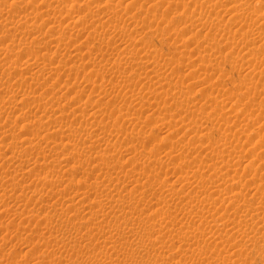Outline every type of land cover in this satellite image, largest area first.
I'll return each instance as SVG.
<instances>
[{"label":"rangeland","instance_id":"rangeland-1","mask_svg":"<svg viewBox=\"0 0 264 264\" xmlns=\"http://www.w3.org/2000/svg\"><path fill=\"white\" fill-rule=\"evenodd\" d=\"M64 1L70 5L74 4L73 7L77 9L74 8L73 10L72 8L69 10V5L64 6L67 5L63 4ZM105 1L106 0H0V180L2 179L0 181V264H108L106 260L109 256L111 258H109L108 261L111 259L109 263L112 264H175V262L176 264H264V225H262L264 224V189H262L264 186V152H262L264 150V127H262L264 126V53L252 54L259 50V48H257V46L260 45L258 36L256 37L257 39L254 40V43H252L253 41H249L247 44L241 43L238 32L233 35L235 37L232 36L234 30H237V27H240V25L239 32H246L252 29L254 32L252 30L250 32L254 34H251V36H254L259 29L256 30L257 28H253L254 26L249 24L252 23V21L247 19L241 22L239 21L240 23H237V27H232L229 33L228 31H222L225 29L224 22H221L222 24L217 26L213 25L214 28H212L211 25H205V29L203 24L194 25L193 22L196 21L198 17H200V23L202 21V23L209 24V17L207 16L209 12L208 9L203 8L201 14L197 12L195 15L191 16V12H194L193 9L195 6V4L193 6L192 0H167V2L166 0H162L163 2H161V0H138L135 3H133V0H107V3H111L108 4L109 7L111 5L110 8H112L110 10L115 14H112L109 10L111 14L104 18L107 19L109 23H118L120 28L122 27V31L120 30V32L114 33L108 27H104V25H107L106 23L101 27L100 23L104 22V20L102 21V19H100L101 22L99 21V13H96L99 17L97 15H91L90 17L87 14L89 13L88 11L92 12L97 8V3L101 6V4H105ZM130 1H132V3ZM249 1L251 2V6H253L252 10L259 13L260 11L257 10L258 0ZM117 2L120 4L118 5ZM128 2L129 4L131 3V5L127 9L126 7L129 5L127 4ZM86 3L87 6L85 5ZM151 3L154 5L153 7ZM154 3H156V5ZM220 3L222 4L218 7L219 10L221 9V12L219 11L220 13L223 14L226 10L230 9L231 2L223 0ZM88 4L90 5L89 7ZM115 4H117V6ZM133 5L136 6V9L135 7L133 8ZM84 6L87 8L86 10ZM123 7L129 10L130 13ZM80 9H82L81 11L83 12L82 16L84 17L86 14L88 18L86 19L84 17L85 22L83 21L84 18H82L81 20L83 23L79 24V26L68 31L66 29L63 32L60 31V29H56V31L50 29L53 25H57L56 28H58L61 23V26L64 27L66 24L68 25L70 23L71 19V22L76 20L77 10ZM105 9L107 8H103L102 10L104 11ZM124 10L126 12H124ZM65 11L67 12L65 13ZM109 11L107 13H109ZM69 13L71 14L69 15ZM183 13L185 18L184 15H182ZM227 13H229V10ZM227 13H225V20L228 18ZM100 14L101 16L103 15V13ZM246 20L249 21V23ZM201 25L203 29L200 28ZM259 27H262L264 31V25ZM93 30L97 32L94 31V33L96 32L94 34L92 33ZM87 33L88 36H91V34L94 36H96V34L100 35V38L99 36H92V38H98L101 40L99 41L101 43H86L85 37H87ZM112 34L113 37H110ZM130 35L131 37H129ZM102 37L104 39H101ZM116 37H118V39ZM121 39L125 40V42ZM126 39H128V41ZM137 39H140L139 44L137 43ZM107 40H111L110 43L112 44L107 42L106 47L104 44H106L105 41ZM131 40H133V42L137 41L132 43ZM127 42H130L128 43L129 45L126 44ZM97 43L99 44V48ZM82 44H84L85 47ZM101 44H103V48ZM108 44L111 46H108ZM93 45H97L95 47L96 49L93 48ZM124 46H126L128 51L132 50L133 53H136L137 57L140 56V58L137 63H135L136 65L133 66L134 68H129L131 74L127 72L128 66L125 67L126 65L123 66L124 69H122V67L119 71H116V73H112L113 70H110L111 61L108 60L122 58L124 56H121L123 49H120V47L125 48ZM139 47H143L141 51ZM7 48H11V51H9L10 49L7 50ZM151 50L154 51V54L158 53L156 56L161 59L156 57L158 59H156V64L159 66L156 65L155 69L158 71V74H160V77H157L159 82L156 78L157 72H148L149 67L145 68L146 65L141 60V58L143 60L145 59L142 57L144 53L146 54V52H148L147 55L153 53ZM71 52L74 53V55H72ZM75 53H77V55H75ZM81 56H83V58ZM138 64L139 66H137ZM165 64L167 65L165 66ZM41 65L44 70L40 71L38 68L42 67ZM49 66L51 68H49ZM47 67L49 69H47ZM138 67H142L141 70ZM108 68H110V72L107 70ZM121 70L126 72H122ZM173 70H175V72H172ZM145 71L147 72L145 73ZM147 73L149 75H147ZM138 74L139 76L141 75V77L137 76ZM142 77H144V81ZM178 84L179 86L181 85L180 87H184L180 88ZM101 88L106 91L105 94H103L104 91L101 92ZM147 90L150 91L148 92ZM184 90L186 92H183ZM151 92L153 97L150 94ZM171 92L173 93L171 94ZM174 93H178L180 97L177 96L176 98L175 96L173 100L171 97L174 96ZM147 94H150L151 97ZM212 96H216L218 100H214L216 97L212 100ZM221 98H228L227 101H229V105L226 100L221 101L223 100ZM188 99L192 100V102H189ZM90 101H92V104ZM216 101H221V103L219 102V104ZM87 102L89 104H87ZM223 102L224 104H222ZM186 104L188 105V109H186ZM233 104L236 105V107L234 106L233 108ZM218 105L220 107H218ZM71 106H73V109ZM194 106H196V108ZM221 106L224 107V109H222ZM228 106L232 107V110H236H233V112L229 109L230 107L227 108ZM193 108H195L197 112L192 111L194 110ZM219 108L223 111L217 114L220 111ZM230 110L232 114H230ZM94 111L97 112L95 113ZM94 114L97 116H94ZM207 115H211V118H207ZM223 116L226 117L224 118ZM91 117H93V119ZM196 118L198 120H196ZM256 120L257 122L259 120V124L257 122L254 123ZM98 123L99 125H97ZM95 126L98 127V129H96ZM225 128H228L226 129L227 131ZM45 132L49 133L47 134ZM92 140L94 142H92ZM225 146L227 149L224 148ZM169 147L174 150L172 151ZM14 149L16 151H14ZM168 149L170 152H173L172 155L175 157H173L171 153L166 152ZM76 152L80 157H76ZM101 153H103V156L100 155ZM166 153L168 155H166ZM258 153H260V155H258ZM11 154L21 155V158L27 159L29 164L18 163L16 160L11 159ZM49 154L51 155L49 156ZM70 155H74L70 157L73 160L69 159ZM257 156H260L259 160ZM109 157H114L115 160ZM126 157L129 159H126ZM130 157H132V159ZM180 157L185 160L183 161ZM159 158L161 160H159ZM108 159L109 161H107ZM110 160H117L115 163L117 164V162H119L121 166L119 163L118 165L120 167L118 165L116 166V164ZM125 161L127 162L124 164ZM147 161L149 166L147 165ZM161 161H164L166 165ZM106 162L109 164L112 163L109 165ZM102 163L103 166H106L103 167ZM135 163H139V167H143L139 168V170L137 169L136 171L138 172L132 174L128 169L133 167ZM210 163L213 167L209 165ZM34 164L35 168H33ZM126 164L129 165L127 166ZM196 164L202 165L204 168L202 166L198 168L199 166L197 167ZM179 165L183 168H178ZM226 165H228V167ZM31 166H33L32 168L34 170L31 169ZM152 167L153 169H151ZM99 168L102 170L99 171ZM109 168L111 169L109 170ZM148 168H150V170ZM177 168L180 171L183 169L187 172H180ZM195 168L199 170V173L197 172L198 174ZM228 168L229 170H227ZM204 169L205 171H203ZM214 169L216 171H214ZM127 170L129 172H127ZM213 172H218V174L222 176L225 175L221 179L218 178V183L215 182L217 184L216 187L218 184L220 185L217 187L218 189L216 188V192H211L210 194L212 189L210 188L212 185L210 181H213L215 176ZM139 173L141 174L139 175ZM146 173L147 175L150 174L148 175V178H150L149 180L147 179ZM193 173H196V175ZM182 174L183 176L186 175L190 177V180L193 179L191 181L196 183V185L194 184L195 187L200 185L198 187L199 190L196 189L197 187H193V183L190 187L186 184L182 185L183 182L180 183V178L182 179L180 176H182ZM200 175L206 176L204 180L202 179L203 176L199 178ZM210 175L213 178H211ZM192 176L193 178H191ZM162 178L174 179L169 180V183H164ZM197 179H202L203 184H201L203 187L199 184ZM54 180L57 182L60 181L57 183ZM98 180H100V184L103 183L100 185ZM173 180L175 182L174 184ZM147 181L148 183L146 184H148V186L145 184ZM58 184L59 186H57ZM63 184H65V186ZM107 184L108 187L111 186L108 188ZM140 184H144L145 186L143 185L144 187L142 188ZM97 185L99 186L98 188H96ZM209 185L210 191L208 188ZM132 187L136 196L134 191V194H132ZM257 187L263 193L258 190L259 192L254 195L253 193L257 191ZM168 189L169 192L171 190V192L175 193L170 192V194L167 192ZM230 190H240L242 194L244 193L243 196L246 195V197L244 196L245 200L243 197L240 198L239 202L243 205L245 203V205L244 207L241 205V208L239 207L240 210L238 209L239 211L235 210L232 205L228 208L230 211L228 209L226 210L228 213H225L228 216L230 215L229 218L233 217L232 220L235 222V228H232V224L227 226L230 227L229 231L226 226H220L218 222L212 220L214 218V215H212L214 210H211L213 205H211L212 207H210V209L206 208L208 205L202 208L200 200L204 197L203 195H207L209 198L211 196L213 199H216L215 197H218L222 193H232ZM128 191H130L132 197L127 195ZM201 191L203 192L201 193ZM43 192L45 195L42 194ZM81 193L82 195H80ZM130 193L128 194L130 195ZM168 193L173 198H171ZM173 194L177 197L174 198ZM70 197H72L73 200L70 199ZM90 200L106 201V205L109 206L111 204L110 207L106 209L109 211L96 206L94 202L92 201V203ZM57 201L59 202L56 203ZM217 202L215 204H217ZM49 203H51V205H49ZM240 203L238 204L240 205ZM55 205H57L58 208ZM218 205L219 204L216 205V208H223L221 211L224 212L226 203L224 207L222 204H220L222 207L220 205V207H218ZM72 206L75 207V210ZM90 206H92V210ZM251 206H256L258 209L260 208L256 218H251L250 215L246 216L244 213V208L247 207L246 210H250L252 208ZM242 208L244 210H242ZM153 209L159 212L156 211L155 213ZM197 209H200V211ZM95 210H97V212ZM201 210L203 212H201ZM89 211L90 213L92 211L94 212L90 214ZM204 211H210L213 218L210 220V216L205 217ZM98 213L103 214V217ZM153 213H155V217L151 215ZM159 213L161 217H164L167 213H171L172 215H168V218L166 215V219L162 218L161 220ZM31 214L33 215L31 216ZM96 215L99 218H97ZM151 216L155 220L158 219V221L152 219ZM87 217L88 219H86ZM143 217L145 219L150 217L151 219L147 220H153L158 223L156 224L153 222V224L150 221L151 224H149L147 221L146 224ZM170 219L172 220L169 221ZM201 220L203 222L206 220L204 223L208 222L204 225L202 223V226ZM256 220L259 221L256 222ZM161 222L163 230L161 226L158 225L161 224ZM187 222H190L191 225L188 223L187 226V224H185ZM181 225H183V227ZM189 226L193 228V231ZM184 227L186 230L191 229L192 235H194L195 232L196 234L191 237L192 235L188 230V235H190V239H188L189 237ZM195 227H199L200 230L205 228V230L203 229L204 232L201 231V233L198 228H196V230L198 229L197 231L194 230ZM129 228H131V230ZM252 228L253 230L255 229L256 232H253V234L252 232H246L252 230ZM258 228H262L261 231L263 232ZM168 230L171 234H167ZM173 230L180 232L178 234L177 231L173 232ZM214 231L216 232L214 233ZM212 232L215 235L214 237L211 234ZM209 234L211 237L208 236ZM151 238H155L156 240ZM248 240L249 242H247ZM161 256L162 258H160ZM162 259H164V261H162Z\"/></svg>","mask_w":264,"mask_h":264},{"label":"bare ground","instance_id":"bare-ground-1","mask_svg":"<svg viewBox=\"0 0 264 264\" xmlns=\"http://www.w3.org/2000/svg\"><path fill=\"white\" fill-rule=\"evenodd\" d=\"M44 1H45V0H44ZM90 1H91V0H90ZM106 1H107V0H106ZM106 1H105V4H104V5L101 4V6L97 3V5H96L97 8H96L95 10H93L92 12H91V11H88L89 13H87V12H86V13H87L90 17H91V15H92V16H96V15H97L96 13H99V16H100V17L97 15V16L99 17V18H98L99 21L101 22L100 19H102V21L104 20V22H101V23H100L101 27H102V25H104V24L106 23L107 25H104V27H105V26L108 27V28L111 29V31L114 32V33H116V32H120V30L122 31V29H121L122 27L120 28V26L118 25V23H117V24H116V23L111 24V23H109V21H108L107 19L104 18L105 16L111 14V12H112V10H110V9H112V8H110L111 5H110V7H109V5H108L110 2L107 3ZM133 1H134L133 3H135V2L138 1V0H133ZM192 1H193V2H192ZM192 1H191V2H192V4H193V6H194V4H195V6H194V9H193L194 12H193V13L191 12V16H192V15H195L197 12H198L199 14H201L203 8L208 9V12H209V13H208V15H207V14H206V15L209 17V19H208V20H209V21H208L209 24L202 23V21H201V23H200V17H198V18L196 19V21L193 22L194 25H196V24H198V25H199V24H203V25H204V29H205V27H206L205 25H211L212 28H214L213 25H216V26H217V25H220V24H222V23L224 22V24H225V29L222 30V31H228V33H229V32L231 31L232 27L236 26L237 23L239 24L242 20L247 19V20H249V21H252V23H249V21L246 20L249 24H251V26H254L253 28H257L256 30L259 29V31L256 32L257 35L255 34L256 36H255V35H254V36H251V34H252V35L254 34V33H251V32H250L252 29H251L250 31H246V32H243V31H242V32H241V31L239 32V28L241 27V25H240V27H239V26H238V27L236 26V27H237V30H236V29L234 30L232 36L235 35V33L238 32V34H239V36H240L241 43H243V44H247V42H249V41H251V42L253 41L252 43H254V40H256V39H257L256 37L258 36L259 41H260V45H258L257 48H259V50L253 52L252 54H253V55H254V54L256 55V54H258V53H264V31H263V28H262V27H261V28L259 27V26H263V25H264V0H258V1H257V3H258V5H257V6H258V9H257V7H256V9L260 11L259 13H256V12H254V10H252V7H253V6H251V2H250L249 0H227V1L231 2V5H230V7H229L230 9H228V10H229V13H227L228 10L225 11V13L228 14V15H227L228 18H227L226 20L224 19V18H225V13H223V14H224V17H223V14L220 13V12H221V11H220L221 9L219 10V8H218V7H220L219 5H222L220 2H222L223 0H222V1H221V0H204V1H203V0H200L201 2H200L199 0H196V1H195V0H192ZM64 2H65V1H64ZM64 2H63V4H67V5H64V6H68V5H69V7H68L69 10H71L72 8H73V10H74V8H76V7H73L74 4L70 5V4H68L67 2H65V3H64ZM87 2H88V1H87ZM119 2H120V1H119ZM130 2L132 3V1H130ZM161 2H163V1L161 0ZM166 2H167V0H166ZM176 2H178V1H176ZM180 2H181V1H180ZM70 3H72V2H70ZM114 3H116V2H114ZM131 3L129 4V2H128L127 4H129V5H128L127 7H126V6H125V7L128 9V7L131 5ZM142 3H143V2H142ZM110 4H111V3H110ZM117 4L119 5L120 3L117 2ZM117 4H115V5L117 6ZM151 4H152V3H151ZM154 4L156 5V3H154ZM174 4H175V3H174ZM180 4H181V3H180ZM180 4H179V5H180ZM185 4H186V3H185ZM85 5L87 6V3H86ZM115 5H114V6H115ZM135 5H136V4H135ZM145 5H146V3H145ZM181 5H182V4H181ZM183 5H184V4H183ZM186 5H187V4H186ZM186 5H184V6H186ZM62 6H63V5H62ZM86 6H84V9H85V10L87 9ZM89 6H90V5L88 4V7H89ZM112 6H113V5H112ZM149 6H150V5H149ZM153 6H154V5L152 4V7H153ZM169 6H170V5H169ZM187 6H188V5H187ZM80 7H81V6H80ZM134 7H135V9H136V6L133 5V8H134ZM137 7H139V6H137ZM53 8H54V7H53ZM78 8H79V7H78ZM103 8H107V9H105V10L103 11V10H102ZM123 8H124V7H123ZM140 8H141V7H140ZM149 8H150V7H149ZM183 8H184V7H183ZM66 9H67V8H66ZM68 9H67V10H68ZM76 9H77V8H76ZM84 9H83V10H84ZM88 9H89V8H88ZM90 9H91V7H90ZM113 9H114V8H113ZM116 9H118V8H116ZM124 9H125V8H124ZM127 9H125V10L128 12L129 10H127ZM131 9H132V8H131ZM137 9H138V8H137ZM142 9H143V7H142ZM226 9H227V8H226ZM69 10H68V11H69ZM81 10H82V9L77 10V11H78V13H76L77 19H76V20H73V22H71V20H72V19H71V20H70V23H69L68 25L66 24V26L63 25L64 27H62V26H61V23H60V21H59L60 26L58 25V26H59L58 28H56L57 25H56V26L53 25V26L50 27V29H51V30H55V31H56V29H57V30L60 29V31L63 32V31L66 30V29H67V31H68V30L74 29V27H76V26H79V24H82V23H83V21L85 20V18H86V19L88 18V17H86V14L84 15L85 18L82 16L83 12H82ZM109 10H110L111 12H110ZM114 10H115V9H114ZM118 10H121V9H118ZM125 10H124V12H126ZM143 10H144V9H143ZM185 10H187V9H185ZM222 10H223V9H222ZM108 11H109V13H107ZM146 11H147V10H146ZM149 11H150V9H149ZM187 11H188V10H187ZM190 11H191V10H190ZM203 11H204V10H203ZM206 11H207V10H206ZM206 11H205V12H206ZM219 11H220V12H219ZM66 12H67V11H65V13H66ZM122 12H123V11H122ZM124 12H123V14H124ZM71 13H72V12H71ZM71 13H69V15H70ZM100 13H103V15L101 16ZM113 13H114V12H112V14H113ZM117 13H118V12H117ZM129 13H130V11H129ZM187 13H189V12H187ZM36 14H37V13H36ZM114 14H115V13H114ZM127 14H128V13H127ZM139 14H140V13H139ZM32 15H33V14H32ZM37 15H38V14H37ZM67 15H68V14H67ZM69 15H68V16H69ZM88 15H87V16H88ZM128 15H129V14H128ZM182 15H184V13H183ZM71 16H72V15H71ZM133 16H134V14H133ZM133 16L131 15L132 18H133ZM135 16H136V15H135ZM186 16H187V15H186ZM200 16H201V15H200ZM30 17H32V16H30ZM33 17H34V16H33ZM35 17H36V15H35ZM37 17H38V16H37ZM61 17H62V16H61ZM65 17H66V16H65ZM74 17H75V16H74ZM107 17H108V16H107ZM109 17H110V16H109ZM131 17H129V18H131ZM155 17H156V16H155ZM187 17H188V16H187ZM82 18H84L83 21L81 20ZM136 18H137V16H136ZM184 18H185V15H184ZM189 18H190V17H189ZM31 19H32V18H31ZM93 19H94V18H93ZM109 19H110V18H109ZM203 19H204V18H203ZM203 19H202V20H203ZM35 20H36V19H35ZM60 20H61V19H60ZM94 20H97V19H94ZM116 20H117V19H116ZM47 21H48V20H47ZM81 21H82V22H81ZM92 21H93V20H92ZM97 21H98V20H97ZM239 21H240V22H239ZM53 22H54V21H53ZM84 22H85V21H84ZM125 22H126V21H125ZM221 22H222V23H221ZM247 22H246V23H247ZM35 23H36V22H35ZM44 23H45V22H44ZM59 23H58V24H59ZM244 23H245V22H244ZM52 24H54V23H52ZM85 24H86V23H85ZM90 24H91V23H90ZM191 24H192V23H191ZM191 24H189V25H191ZM224 24H223V25H224ZM256 24H257V25H256ZM92 25H93V23H92ZM97 25H98V24H97ZM121 25H122V24H121ZM146 25H147V24H146ZM198 25H197V26H198ZM223 25H222V26H223ZM244 25H245V24H244ZM255 25H256V26H255ZM49 26H50V25H49ZM130 26H131V25H130ZM191 26H192V25H191ZM191 26H190V27H191ZM97 27H98V26H97ZM104 27H103V28H104ZM132 27H133V26H132ZM192 27H194V26H192ZM195 27H196V26H195ZM198 27H199V26H198ZM207 27H208V26H207ZM247 27H248V25H247ZM86 28H87V27H86ZM200 28H202V25H201ZM208 28H209V27H208ZM212 28H211V29H212ZM248 28H249V27H248ZM248 28H247V29H248ZM251 28H252V27H251ZM106 29H107V28H106ZM109 29H108V30H109ZM127 29H128V28H127ZM141 29H142V28H141ZM143 29H144V28H143ZM179 29H180V28H179ZM184 29H185V28H184ZM202 29H203V28H202ZM220 29H221V28H220ZM222 29H223V28H222ZM167 30H168V29H167ZM212 30H213V29H212ZM217 30H219V29H217ZM241 30H242V29H241ZM261 30H262V31H261ZM94 31H96V30H93L92 33H94ZM178 31H179V30H178ZM183 31H184V30H183ZM183 31H182V32H183ZM189 31H190V30H189ZM200 31H201V29H200ZM235 31H236V32H235ZM252 31H253V30H252ZM35 32H36V31H35ZM96 32H97V31H96ZM96 32H95V33H96ZM104 32H105V31H104ZM123 32H124V31H123ZM131 32H132V31H131ZM134 32H135V31H134ZM176 32H177V31H176ZM195 32H196V31H195ZM210 32H211V31H210ZM247 32H248V33H247ZM253 32H254V31H253ZM95 33H94V34H95ZM107 33H108V32H107ZM138 33H139V32H138ZM138 33H137V34H138ZM196 33H199V32H196ZM201 33H202V32H201ZM98 34H99V33H98ZM105 34H106V33H105ZM108 34H111V33H108ZM182 34H183V33H182ZM186 34H187V33H186ZM193 34H194V33H193ZM211 34H212V33H211ZM238 34H237V35H238ZM118 35H120V34H118ZM200 35H201V34H200ZM207 35H208V34H207ZM207 35H206V36H207ZM209 35H210V33H209ZM222 35H223V34H222ZM224 35H225V34H224ZM92 36H94V35L91 34V36H88V33H87V37H85V42H86V43H89V44H94V43H96V42L101 41V40H99L98 38H92ZM96 36H99V38H100V35H97V34H96ZM96 36H94V37H96ZM101 36H102V35H101ZM120 36H121V35H120ZM194 36H195V35H194ZM194 36H193V37H194ZM211 36H212V35H211ZM60 37H62V36H60ZM66 37H67V36H66ZM104 37H105V36H104ZM110 37H113V34H112ZM129 37H131V35H130ZM212 37H213V36H212ZM229 37H230V35H229ZM229 37H228V38H229ZM233 37H235V36H233ZM56 38H58V37H56ZM56 38H55V39H56ZM116 38L118 39V37H116ZM116 38H115V39H116ZM139 38H140V37H139ZM197 38H198V37H197ZM209 38H210V36H209ZM53 39H54V38H53ZM58 39H59V38H58ZM101 39H104V38L102 37ZM109 39H110V38H109ZM111 39H113V38H111ZM115 39H114V40H115ZM143 39H144V38H143ZM189 39H190V37H189ZM194 39H195V37H194ZM204 39H205V38H204ZM211 39H212V38H211ZM213 39H214V38H213ZM83 40H84V39H83ZM121 40H123V39H121ZM121 40H119V41H121ZM126 40L128 41V39H126ZM133 40H134V39H133ZM133 40H131L132 43H134V42H136V41L138 40L137 43L139 44V40H140V39H137V40L134 41V42H133ZM198 40H199V39H198ZM57 41H58V40H57ZM71 41H72V40H71ZM110 41H111V40H110ZM110 41H109V40L105 41L106 44H104V45H106V47H107V42H109V44H112V43H110ZM112 41H113V40H112ZM115 41H116V40H115ZM115 41H114V42H115ZM119 41H118V42H119ZM123 41L125 42V40H123ZM148 41H149V40H148ZM228 41H229V40H228ZM230 41H231V40H230ZM55 42H56V41H55ZM61 42H62V40H61ZM69 42H70V41H69ZM105 42H104V43H105ZM114 42H113V43H114ZM121 42H122V41H121ZM121 42H120V43H121ZM140 42H142V41H140ZM216 42H217V41H216ZM66 43H67V42H66ZM86 43H85V44H86ZM99 43H101V42H99ZM122 43H123V42H122ZM122 43H121V44H122ZM128 43H130V42H127L126 44H128ZM132 43H131V44H132ZM144 43H145V42H144ZM182 43H183V42H182ZM195 43H196V42H195ZM238 43H239V42H238ZM0 44H1V43H0ZM89 44H88V46H89ZM109 44H108V46H111V45H109ZM126 44H123V45H126ZM140 44H141V43H140ZM230 44H231V43H230ZM258 44H259V43H258ZM33 45H34V44H33ZM82 45L85 47L84 44H82ZM86 45H87V44H86ZM97 45H98V48H99V44H98V43H97ZM97 45H96V46H97ZM102 45H103V44H101V47H102ZM128 45H129V44H128ZM143 45H144V44H143ZM181 45H182V44H181ZM183 45H184V44H183ZM233 45H234V44H233ZM19 46H20V45H19ZM88 46H87V47H88ZM93 46H94V45H93ZM96 46H94L93 48H95ZM126 46H127V45H126ZM126 46H124L125 48L120 47V49H123V52H122L121 56H122V55H124V56H123L122 58H119V59H117V58L114 59V58H113V60H108V61H111V62H110V64H111V65H110V68H111V69L108 68L107 70L110 69V70H113L112 73H113V72L116 73V71H119L120 68H122L124 65H126L125 67L128 66V71H127V72H129V68H132L134 65H136L135 63H137V61H138V59L140 58V56L137 57V54H136V53H133L132 50H131V51H128L127 48H126ZM132 46H133V45H132ZM65 47H67V46H65ZM73 47H74V46H73ZM89 47H90V46H89ZM89 47H88V49H89ZM128 47H129V46H128ZM244 47H245V46H244ZM91 48H92V47H91ZM102 48H103V47H102ZM109 48H110V47H109ZM139 48H140V47H139ZM141 48H143V47H141ZM141 48H140V51H141ZM9 49H10V50H9ZM9 49L7 48V50L11 51V48H9ZM32 49H33V48H32ZM69 49H70V48H69ZM74 49H76V48H74ZM95 49H96V48H95ZM120 49H119V50H120ZM129 49H131V48H129ZM134 49H135V48H134ZM90 50H92V49H90ZM90 50H89V51H90ZM117 50H118V49H117ZM137 50H138V49H137ZM211 50H212V49H211ZM89 51H88V54H89ZM121 51H122V50H121ZM121 51H120V52H121ZM151 51H152V50H151ZM72 52H73V51H72ZM72 52H71V53H72ZM145 52H146V51H145ZM152 52H153V53H149L150 55H149V54L147 55L148 52H146V54L144 53V56H142V57L145 58V59L143 60V59L141 58V60L145 63V65H146V66L144 65L145 68H148V67H149V71H148V72H152V71H156V72H157V74H156V78H157L160 74H158V71L155 69V66L157 65V64H156V61H157L158 59H160V57L158 58V57L156 56V54H158V53L154 54V51H152ZM53 53H54V52H53ZM116 53H117V52H116ZM118 53H119V52H118ZM84 54H85V53H84ZM153 54H154V55H153ZM16 55H17V54H16ZM61 55H62V54H61ZM65 55H66V54H65ZM69 55H70V54H69ZM72 55H74V53H72ZM75 55H77V53H75ZM102 55H103V54H102ZM6 56H7V55H6ZM9 56H10V55H9ZM14 56H15V55H14ZM38 56H39V55H38ZM52 56H53V55H52ZM55 56H56V55H55ZM159 56H160V54H159ZM2 57H3V56H2ZM32 57H33V56H32ZM75 57H76V56H75ZM81 57L83 58V56H81ZM81 57H79V58H81ZM91 57H92V56H91ZM96 57H97V56H96ZM116 57H117V56H116ZM156 57H157L158 59H157ZM16 58H17V57H16ZM103 58H104V57H103ZM11 59H12V58H11ZM13 59H14V58H13ZM26 59H27V58H26ZM77 59H78V58H77ZM100 59H102V58H100ZM156 59H157V60H156ZM14 60H15V59H14ZM54 60H55V59H54ZM103 60H104V59H103ZM160 60H161V59H160ZM25 61H26V60H25ZM108 61H107V62H108ZM164 61H165V60H164ZM173 61H174V60H173ZM173 61H171V62H173ZM245 61H246V60H245ZM26 62H27V61H26ZM50 62H51V61H50ZM158 62H159V61H158ZM32 63H33V62H32ZM47 63H48V62H47ZM80 63H81V62H80ZM98 63H99V62H98ZM140 63H141V62H140ZM38 64H39V63H38ZM44 64H45V63H44ZM53 64H54V63H53ZM88 64H89V63H88ZM107 64H108V63H107ZM200 64H201V63H200ZM45 65H46V64H45ZM65 65H66V64H65ZM102 65H103V64H102ZM166 65H167V64H165V66H166ZM41 66H42V65H41ZM137 66H139V64H138ZM137 66H136V67H137ZM157 66H159V65H157ZM162 66H163V65H162ZM37 67H38V66H37ZM69 67H70V66H69ZM82 67H83V66H82ZM200 67H201V66H200ZM258 67H259V65H258ZM22 68H23V67H22ZM45 68H46V67H45ZM49 68H51V67L49 66ZM49 68L47 67V69H49ZM133 68H134V67H133ZM138 68L141 70L142 67H138ZM165 68H166V67H165ZM38 69H40V71H41V70H44V69H43V66L40 67V68H38ZM47 69H46V71H47ZM59 69H60V68H59ZM99 69H100V68H99ZM122 69H124V67H123ZM143 69H144V67H143ZM161 69H162V68H161ZM50 70H51V69H50ZM56 70H57V68H56ZM107 70H106V71H107ZM110 70H109V72H110ZM131 70H132V69H131ZM146 70H147V69H146ZM52 71H53V70H52ZM92 71H93V70H92ZM121 71H122V72H126V71H124V70H121ZM133 71H134V70H133ZM135 71H136V70H135ZM137 71H138V70H137ZM143 71H144V70H143ZM143 71H142V72H143ZM3 72H4V71H3ZM35 72H36V71H35ZM107 72H108V71H107ZM107 72H106V73H107ZM142 72H141V73H142ZM146 72H147V71H145V73H146ZM156 72H155V73H156ZM161 72H162V71H161ZM172 72H175V70H173ZM59 73H60V72H59ZM90 73H91V72H90ZM94 73H95V72H94ZM97 73H98V72H97ZM115 73H114V74H115ZM118 73H119V72H118ZM129 73H130V72H129ZM133 73H134V72H133ZM133 73H132V74H133ZM137 73H138V72H137ZM159 73H160V72H159ZM46 74H47V73H46ZM51 74H52V73H51ZM95 74H96V73H95ZM109 74H110V73H109ZM122 74H123V73H122ZM130 74H131V73H130ZM135 74H136V73H135ZM33 75H34V74H33ZM49 75H50V74H49ZM54 75H55V73H54ZM58 75H59V74H58ZM103 75H104V74H103ZM105 75H106V74H105ZM147 75H149V74L147 73ZM151 75H152V74H151ZM12 76H13V75H12ZM96 76H97V75H96ZM96 76H95V77H96ZM99 76H102V75H99ZM124 76H125V75H124ZM130 76H131V75H130ZM132 76H133V75H132ZM137 76H139V74H138ZM44 77H45V76H44ZM128 77H129V76H128ZM139 77H141V75H140ZM159 77H160V76H159ZM17 78H18V77H17ZM96 78H97V77H96ZM102 78H105V77H102ZM131 78H133V77H131ZM143 78H144V77H142V80H143ZM161 78H162V77H161ZM169 78H170V76H169ZM15 79H16V78H15ZM45 79H47V78H45ZM59 79H60V78H59ZM84 79H85V77H84ZM166 79H167V78H166ZM86 80H87V79H86ZM95 80H96V79H95ZM105 80H106V79H105ZM122 80H123V79H122ZM139 80H140V79H139ZM157 80H158V78H157ZM26 81H27V80H26ZM26 81H25V82H26ZM31 81H32V80H31ZM109 81H110V80H109ZM143 81H144V80H143ZM160 81H161V79H160ZM176 81H177V80H176ZM85 82H86V81H85ZM93 82H94V81H93ZM101 82H102V81H101ZM139 82H140V81H139ZM156 82H157V81H156ZM158 82H159V80H158ZM33 83H34V82H33ZM87 83H89V82H87ZM144 83H145V82H144ZM169 83H170V82H169ZM169 83H168V84H169ZM24 84H25V83H24ZM26 84H27V83H26ZM43 84H44V83H43ZM140 84H141V83H140ZM175 84H176V83H175ZM186 84H187V83H186ZM8 85H9V84H8ZM116 85H117V84H116ZM176 85H177V84H176ZM190 85H191V83H190ZM92 86H93V85H92ZM96 86H97V85H96ZM102 86H103V85H102ZM125 86H126V85H125ZM125 86H124V88H125ZM158 86H159V84H158ZM180 86H181V85H180ZM180 86H179V84H178V87H180ZM66 87H67V86H66ZM113 87H114V86H113ZM119 87H120V86H119ZM141 87H142V86H141ZM174 87H175V86H174ZM182 87H184V86H182ZM182 87H180V88H182ZM6 88H7V87H6ZM34 88H35V87H34ZM72 88H73V87H72ZM105 88H106V87H105ZM120 88H121V87H120ZM180 88H179V89H180ZM186 88H188V87H186ZM106 89H107V88H106ZM150 89H151V88H150ZM160 89H161V88H160ZM175 89H176V88H175ZM179 89H178V90H179ZM7 90H8V89H7ZM34 90H35V89H34ZM151 90H152V89H151ZM154 90H155V88H154ZM158 90H159V89H158ZM182 90H183V89H182ZM186 90H187V89H186ZM10 91H11V90H10ZM30 91H31V90H30ZM103 91H104L103 94H105L106 91L103 90V89L101 88V92H103ZM147 91H148V90H147ZM149 91H150V90H149ZM149 91H148V92H149ZM164 91H165V90H164ZM164 91H163V92H164ZM173 91H174V89H173ZM6 92H7V91H6ZM99 92H100V91H99ZM154 92H156V91H154ZM177 92H178V91H177ZM179 92H180V90H179ZM179 92H178V93H179ZM183 92H186V91L184 90ZM35 93H36V92H35ZM119 93H120V92H119ZM161 93H162V92H161ZM172 93H173V92H171V94H172ZM178 93H176L177 95L174 93V96L171 97V98H173V100H174L175 96H176V98H177ZM180 93H181V92H180ZM88 94H91V93H88ZM126 94H127V93H126ZM134 94H135V93H134ZM150 94H151V96L153 97L152 92H151ZM150 94H147V95L150 96ZM162 94H163V93H162ZM181 94H182V93H181ZM183 94H184V93H183ZM187 94H188V93H187ZM91 95H92V94H91ZM91 95H90V96H91ZM101 95H102V93H101ZM101 95H100V96H101ZM147 95H146V96H147ZM156 95H157V94H156ZM179 95H180V94H179ZM14 96H15V95H14ZM90 96H89V97H90ZM97 96H98V95H97ZM124 96H125V95H124ZM130 96H131V95H130ZM134 96H135V95H134ZM151 96H150V97H151ZM154 96H155V95H154ZM183 96H184V95H183ZM216 96H217V95H216ZM216 96H214V97H216ZM178 97H180V96H178ZM185 97H186V96H185ZM187 97H188V96H187ZM214 97L212 96V100H213ZM78 98H79V97H78ZM99 98H101V97H99ZM157 98H158V97H157ZM92 99H93V98H92ZM96 99H98V98H96ZM178 99H179V98H178ZM190 99H191V96H190ZM190 99H188L189 102H192L193 98H192V100H190ZM216 99L218 100L217 97H216L214 100H216ZM221 99H223V98H221ZM227 99H228V98L223 99V100H221V101H224V100L227 101ZM22 100H23V99H22ZM100 100H101V99H100ZM130 100H131V99H130ZM148 100H149V99H148ZM148 100H147V102H148ZM166 100H167V99H166ZM92 101H93V100H92ZM92 101H90L91 104H92ZM152 101H153V100H152ZM164 101H165V100H164ZM168 101H169V100H168ZM171 101H172V100H171ZM175 101H176V100H175ZM177 101H178V100H177ZM186 101H187V100H186ZM221 101H219V102L221 103ZM84 102H85V101H84ZM155 102H156V101H155ZM172 102H173V101H172ZM216 102H217V101H216ZM219 102H217V103H219ZM228 102H229V101H227V103H228ZM46 103H47V102H46ZM167 103H168V102H167ZM185 103H187V102H185ZM220 103H219V104H220ZM43 104H44V103H43ZM87 104H89V103L87 102ZM106 104H107V103H106ZM187 104H189V103H187ZM187 104H186V105H187ZM222 104H224V102H223ZM225 104H226V103H225ZM10 105H11V104H10ZM54 105H55V104H54ZM95 105H96V104H95ZM186 105H185V106H186ZM190 105H192V104H190ZM193 105H194V103H193ZM226 105H227V104H226ZM226 105H225V106H226ZM228 105H229V103H228ZM47 106H48V105H47ZM57 106H58V105H57ZM77 106H78V105H77ZM91 106H92V105H91ZM213 106H214V105H213ZM216 106H217V105H216ZM222 106H223V105H222ZM222 106H221V108L224 109V107H222ZM230 106H231V105H230ZM230 106H228L227 108H229ZM234 106L236 107V105L233 104L232 107L234 108ZM54 107H55V106H54ZM71 107H72V109H73V106H71ZM92 107H93V106H92ZM102 107H103V106H102ZM104 107H105V106H104ZM192 107H193V106H192ZM194 107L196 108V106H194ZM218 107H220V106L218 105ZM232 107H230L229 109L232 110ZM55 108H56V107H55ZM78 108H80V107H78ZM94 108H95V107H94ZM190 108H191V107H190ZM195 108H193L194 110H192V111H195ZM213 108H214V107H213ZM227 108H225V109L228 110ZM3 109H4V108H3ZM53 109H54V108H53ZM53 109H52V110H53ZM186 109H188V105H187V108H186ZM191 109H192V108H191ZM215 109H216V107H215ZM215 109H213V110H215ZM219 109H220V108H219ZM58 110H60V109H58ZM61 110H62V109H61ZM95 110H96V109H95ZM189 110H190V109H189ZM197 110H198V109H197ZM231 110H230V111H231ZM233 110L235 111L236 109H233ZM233 110H232V111H233ZM241 110H242V109H241ZM241 110H240V111H241ZM85 111H86V110H85ZM92 111H93V110H92ZM180 111H182V110H180ZM186 111H187V110H186ZM202 111H203V110H202ZM216 111H217V110H216ZM218 111H219V110H218ZM221 111H223V110L220 109L219 113H217V114H220ZM232 111H231L230 114H232ZM234 111H233V112H234ZM243 111H244V110H243ZM243 111H242V112H243ZM4 112H5V111H4ZM56 112H57V111H56ZM72 112H73V111H72ZM80 112H81V111H80ZM86 112H87V111H86ZM94 112H95V111H94ZM96 112H97V111H96ZM96 112H95V113H96ZM176 112H177V111H176ZM195 112H197V111H195ZM210 112H211V111H210ZM0 113H1V112H0ZM83 113H84V112H83ZM131 113H132V112H131ZM190 113H191V112H190ZM199 113H200V110H199ZM202 113H203V112H202ZM207 113H208V112H207ZM222 113H223V112H222ZM240 113H241V112H240ZM243 113H244V112H243ZM43 114H44V113H43ZM204 114H205V113H204ZM224 114H225V113H224ZM224 114H223V115H224ZM228 114H229V113H228ZM241 114H242V113H241ZM53 115H54V114H53ZM59 115H60V114H59ZM73 115H74V113H73ZM79 115H80V114H79ZM79 115H77V116H79ZM83 115H84V114H83ZM83 115H82V116H83ZM86 115H87V114H86ZM89 115H90V113H89ZM92 115H93V114H92ZM92 115H91V116H92ZM99 115H100V114H99ZM122 115H123V114H122ZM175 115H176V114H175ZM193 115H194V114H193ZM205 115H206V114H205ZM60 116H61V115H60ZM82 116H81V118H82ZM94 116H97V115L94 114ZM94 116H93V117H94ZM129 116H130V115H129ZM197 116H198V115H197ZM200 116H201V114H200ZM210 116H211V115H209V116L207 115L206 117H207V118L209 117V119H210V118H211ZM219 116H220V115H219ZM233 116H234V115H233ZM236 116H237V114H236ZM61 117H62V116H61ZM85 117H86V116H85ZM93 117H91V118L93 119ZM120 117H121V115H120ZM120 117H119V118H120ZM202 117H203V116H202ZM223 117H224V116H223ZM225 117H226V116H225ZM225 117H224V118H225ZM96 118H97V117H96ZM129 118H130V117H129ZM178 118H179V117H178ZM198 118H199V117H198ZM238 118H239V117H238ZM86 119H87V118H86ZM116 119H117V117H116ZM132 119H133V118H132ZM201 119H202V118H201ZM205 119H206V118H205ZM209 119H207V120H209ZM220 119H221V116H220ZM222 119H223V118H222ZM255 119H256V117H255ZM258 119H259V118H258ZM117 120H118V119H117ZM133 120H134V119H133ZM177 120H178V119H177ZM196 120H198V119L196 118ZM230 120H231V119H230ZM248 120H249V119H248ZM60 121H61V120H60ZM93 121H94V120H93ZM97 121H98V120H97ZM131 121H132V120H131ZM180 121H181V120H180ZM61 122H62V121H61ZM94 122H96V121H94ZM94 122H93V123H94ZM98 122H99V121H98ZM101 122H102V120H101ZM101 122H100V123H101ZM117 122H118V121H117ZM117 122H116V123H117ZM135 122L138 123L137 121H135ZM176 122H177V121H176ZM183 122H184V121H183ZM197 122H198V121H197ZM201 122H202V121H201ZM256 122H257V120H256L254 123H256ZM258 122H259V120H258ZM258 122H257V123H258ZM63 123H64V122H63ZM66 123H67V121H66ZM116 123H115V125H116ZM168 123H169V122H168ZM192 123H193V122H192ZM170 124H172V123H170ZM198 124H199V123H198ZM198 124H197V125H198ZM201 124H202V123H201ZM251 124H253V123H251ZM258 124H259V123H258ZM263 124H264V123H263ZM97 125H99V123H98ZM104 125H105V124H104ZM163 125H164V124H163ZM165 125H166V124H165ZM195 125H196V124H195ZM253 125H254V124H253ZM81 126H82V125H81ZM85 126H86V125H85ZM117 126H118V125H117ZM181 126H182V125H181ZM202 126H203V125H202ZM95 127H96V126H95ZM135 127H136V126H135ZM168 127H169V125H168ZM199 127H200V126H199ZM199 127H197V128H199ZM203 127H204V126H203ZM258 127H259V126H258ZM262 127H264V126H262ZM59 128H60V125H59ZM64 128H65V127H64ZM180 128H181V127H180ZM200 128H201V127H200ZM239 128H240V127H239ZM24 129H25V128H24ZM66 129H67V128H66ZM82 129H83V128H82ZM93 129H94V128H93ZM96 129H98V127H96ZM96 129H95V130H96ZM171 129H172V128H171ZM190 129H191V128H190ZM226 129H228V128H225V130H226ZM31 130H32V129H31ZM56 130H57V129H56ZM58 130H59V129H58ZM61 130H62V129H61ZM67 130H68V129H67ZM90 130H91V129H90ZM166 130H167V129H166ZM33 131H34V130H33ZM72 131H73V130H72ZM75 131H76V130H75ZM223 131H224V130H223ZM226 131H227V130H226ZM229 131H230V130H229ZM231 131H232V130H231ZM69 132H70V131H69ZM82 132H83V131H82ZM82 132H81V133H82ZM90 132H91V131H90ZM117 132H118V131H117ZM151 132H152V131H151ZM199 132H200V130H199ZM35 133H36V132H35ZM35 133H34V134H35ZM39 133H40V131H39ZM39 133H38V134H39ZM45 133H47V132H45ZM48 133H49V132H48ZM48 133H47V134H48ZM70 133H71V132H70ZM72 133H74V132H72ZM83 133H84V132H83ZM83 133H82V134H83ZM87 133H88V132H87ZM93 133H94V132H93ZM119 133H120V132H119ZM234 133H235V131H234ZM47 134H46V135H47ZM67 134H69V133H67ZM200 134H201V132H200ZM36 135H37V133H36ZM44 135H45V134H44ZM60 135H61V134H60ZM77 135H78V134H77ZM92 135H93V134H92ZM144 135H145V134H144ZM168 135H169V134H168ZM198 135H199V134H198ZM202 135H203V134H202ZM231 135H233V134H231ZM38 136H39V135H38ZM65 136H66V135H65ZM65 136H64V137H65ZM69 136H70V135H69ZM86 136H87V135H86ZM204 136H206V135H204ZM225 136H226V135H225ZM39 137H40V136H39ZM62 137H63V136H62ZM73 137H75V136H73ZM202 137H203V136H202ZM229 137H230V136H229ZM70 138H71V137H70ZM97 138H98V137H97ZM206 138H207V137H206ZM49 139H50V138H49ZM79 139H80V138H79ZM87 139H88V138H87ZM89 139H90V138H89ZM107 139H108V138H107ZM234 139H235V138H234ZM62 140H63V138H62ZM72 140H74V139H72ZM225 140H226V139H225ZM260 140H261V139H260ZM128 141H129V140H128ZM20 142H21V141H20ZM25 142H26V141H25ZM92 142H94V141L92 140ZM92 142H91V143H92ZM195 142H196V141H195ZM260 142H261V141H260ZM12 143H13V142H12ZM14 143H15V142H14ZM34 143H35V142H34ZM68 143H69V142H68ZM185 143H186V142H185ZM189 143H190V142H189ZM187 144H188V142H187ZM225 144H226V143H225ZM7 145H8V144H7ZM31 145H32V144H31ZM34 145H35V144H34ZM60 145H61V144H60ZM260 145L262 146L261 143H260ZM5 146H6V145H5ZM30 147H31V146H30ZM53 147H54V146H53ZM77 147H78V146H77ZM170 147H171V146H170ZM170 147H169V148H170ZM229 147H230V146H229ZM234 147H235V146H234ZM234 147H233V148H234ZM6 148H7V146H6ZM24 148H25V147H24ZM43 148H44V147H43ZM126 148H127V147H126ZM194 148H196V147H194ZM197 148H198V147H197ZM200 148H201V146H200ZM224 148L227 149L226 146H225ZM233 148H232V149H233ZM31 149H32V148H31ZM31 149H30V150H31ZM53 149H54V148H53ZM61 149H62V148H61ZM120 149H121V148H120ZM120 149H119V150H120ZM132 149H134V148H132ZM170 149L172 150V148H170ZM202 149H203V148H202ZM226 149H225V150H226ZM18 150H19V149H18ZM33 150H34V149H33ZM51 150H52V149H51ZM158 150H159V149H158ZM173 150H174V149H173ZM173 150H172V151H173ZM223 150H224V149H223ZM223 150H222V153H223ZM229 150H230V149H229ZM14 151H16V150L14 149ZM42 151H43V150H42ZM44 151H45V150H44ZM55 151H56V150H55ZM133 151H134V150H133ZM172 151L170 152V150L168 149L166 152H167V153H171V155H172V153H173ZM227 151H228V150H227ZM227 151H226V152H227ZM31 152H32V151H31ZM39 152H40V151H39ZM56 152H57V151H56ZM102 152H103V151H102ZM151 152H152V151H151ZM191 152H192V151H191ZM231 152H232V151H231ZM233 152H234V151H233ZM262 152H264V150H263ZM43 153H44V152H43ZM48 153H49V152H48ZM54 153H55V152H54ZM76 153H77V152H76ZM127 153H128V152H127ZM129 153H130V152H129ZM155 153H156V152H155ZM167 153H166V155H168ZM12 154H13V153H12ZM12 154H11V159L16 160L18 163H21V164H25V163L27 164V163H28V160H27V159H22V158H21V155L19 156V155H12ZM72 154H73V152H72ZM79 154H80V153H79ZM102 154H103V153H101L100 155L103 156ZM176 154H177V153H176ZM219 154H220V153H219ZM228 154H231V153H228ZM2 155H3V153H2ZM23 155H24V154H23ZM50 155H51V154H49V156H50ZM221 155H222V154H221ZM258 155H260V153H258ZM26 156H27V155H26ZM43 156H44V155H43ZM73 156H74V155H73ZM73 156L70 155V156H69V159H71L70 157H73ZM104 156H105V155H104ZM133 156H134V155H133ZM146 156H147V155H146ZM172 156H173V155H172ZM184 156H185V155H184ZM218 156H219V155H218ZM44 157H45V156H44ZM76 157H77V158L80 157V156H78V153H77ZM111 157H112V156H111ZM173 157H175V156H173ZM257 157H258V160H259L260 156H257ZM257 157H256V158H257ZM25 158H27V157H25ZM31 158H32V157H31ZM102 158H103V157H102ZM109 158H110V157H109ZM127 158H128V157H126V159H127ZM130 158L132 159V157H130ZM134 158H135V157H134ZM180 158H181V157H180ZM180 158H179V159H180ZM185 158H186V157H185ZM29 159H30V158H29ZM79 159H80V158H79ZM110 159H114V157H113V158H110ZM128 159H129V158H128ZM139 159H140V158H139ZM181 159H182V158H181ZM9 160H10V159H9ZM71 160H73V159H71ZM77 160H78V159H77ZM77 160H76V161H77ZM97 160H98V159H97ZM99 160H101V159H99ZM114 160H115V159H114ZM122 160H123V159H122ZM133 160H134V159H133ZM136 160H137V159H136ZM136 160H135V162H136ZM159 160H161V159L159 158ZM159 160H158V161H159ZM165 160H166V159H165ZM168 160H170V159H168ZM176 160H177V159H176ZM182 160H183V159H182ZM184 160H185V159H184ZM184 160H183V161H184ZM11 161H12V160H11ZM16 161H15V162H16ZM67 161H68V160H67ZM105 161H106V160H105ZM107 161H109V159H108ZM110 161H112V162L115 163L117 160H116V161L110 160ZM128 161H129V160H128ZM137 161H138V160H137ZM227 161H228V160H227ZM227 161H226V162H227ZM263 161H264V160H263ZM15 162H14V163H15ZM112 162H111V163H112ZM120 162H121V161H120ZM126 162H127V161H125L124 164H125ZM129 162H131V161H129ZM133 162H134V161H133ZM138 162H139V161H138ZM161 162L164 163V161H161ZM167 162H168V161H167ZM169 162H170V161H169ZM181 162H182V161H181ZM226 162H225V163H226ZM103 163H104V162H103ZM103 163H102V166H103ZM106 163H107V162H106ZM106 163H105V164H106ZM111 163H110V164L107 163V164L111 165ZM118 163H119V162H117V164L115 163L116 166L118 165ZM131 163H132V162H131ZM143 163H144V162H143ZM143 163H142V164H143ZM159 163H160V161H159ZM171 163H172V162H171ZM179 163H180V162H179ZM28 164H29V163H28ZM42 164H43V163H42ZM124 164H123V165H124ZM142 164H141V165H142ZM161 164H162V163H161ZM164 164H165V163H164ZM180 164H181V163H180ZM199 164H200V163H199ZM252 164H253V163H252ZM13 165H14V164H13ZM66 165H67V164H66ZM119 165L121 166L120 163H119ZM119 165H118V166H119ZM126 165L128 166L129 164H126ZM131 165H132V164H131ZM139 165H140L139 163H138V164L135 163V165H134L133 167H131L130 169H128V170L131 171L132 174H134L135 172H138V171H136L137 169L139 170V168H142V167H143V166H142V167H139ZM147 165L149 166L148 161H147ZM158 165H159V164H158ZM165 165H166V164H165ZM167 165H168V164H167ZM196 165H197V164H196ZM196 165H195V166H196ZM209 165L212 166L211 163H210ZM97 166H98V165H97ZM97 166H96V167H97ZM105 166H106V165H105ZM105 166H103V167H105ZM120 166H119V167H120ZM183 166H184V162H183ZM198 166H199V167H198ZM200 166H202V165H197L198 168H200ZM204 166H205V165H204ZM226 166L228 167V165H226ZM18 167H19V166H18ZM32 167H33V166H31V169L35 168V164H34V167H33V168H32ZM66 167H67V166H66ZM66 167H65V168H66ZM103 167H102V169H103ZM119 167H118V168H119ZM123 167H124V166H123ZM125 167H126V166H125ZM145 167H146V166H145ZM150 167H151V165H150ZM171 167H172V166H171ZM197 167H196V168H197ZM202 167H203V166H202ZM202 167H201V168H202ZM212 167H213V166H212ZM227 167H226V168H227ZM22 168H23V167H22ZM65 168H64V169H65ZM116 168H117V167H116ZM121 168H122V167H121ZM127 168H128V167H127ZM157 168H158V167H157ZM163 168H164V167H163ZM178 168H183V167H182V166L180 167V165H179ZM178 168H177V169H178ZM193 168H194V166H193ZM196 168H195V169H196ZM203 168H204V167H203ZM209 168H210V167H209ZM14 169H15V168H14ZM28 169H29V168H28ZM99 169H100V168H99ZM102 169H100L99 171H101ZM110 169H111V168H109V170H110ZM148 169L150 170V168H148ZM151 169H153V167H152ZM219 169H220V168H219ZM221 169H222V168H221ZM224 169H225V168H224ZM33 170H34V169H33ZM94 170H95V169H94ZM106 170H107V169H106ZM123 170H124V168H123ZM128 170H127V172H129ZM166 170H167V169H166ZM178 170H179V169H178ZM207 170H208V169H207ZM227 170H229V168H228ZM19 171H20V170H19ZM29 171H30V170H29ZM29 171H28V172H29ZM49 171H50V170H49ZM103 171H104V170H103ZM161 171H162V170H161ZM164 171H165V170H164ZM167 171H168V170H167ZM179 171H180V170H179ZM181 171H182L183 173H184V172H185V173L187 172V171H184L183 169H181ZM181 171H180V172H181ZM195 171H196V173H197L199 170L196 169ZM195 171H194V172H195ZM203 171H205V169H204ZM203 171H201V172H203ZM214 171H216V170L214 169ZM218 171H220V170H218ZM26 172H27V171H26ZM30 172H31V171H30ZM33 172H34V171H33ZM47 172H48V171H47ZM51 172H52V171H51ZM66 172H67V171H66ZM112 172H113V171H112ZM118 172H119V171H118ZM121 172H122V171H121ZM147 172H148V171H147ZM150 172H151V171H150ZM154 172H155V171H154ZM159 172H160V171H159ZM175 172H176V171H175ZM175 172H174V173H175ZM225 172H227V171H225ZM125 173H126V172H125ZM142 173H144V172H142ZM156 173H157V172H156ZM196 173H193V174L196 175ZM198 173H199V172H198ZM198 173H197V174H198ZM204 173H206V172H204ZM211 173H212V171H211ZM32 174H33V173H32ZM45 174H46V173H45ZM140 174H141V173H139V175H140ZM144 174H145V173H144ZM158 174H160V173H158ZM170 174H172V173H170ZM188 174H189V173H188ZM193 174H192V175H193ZM200 174H203V173H200ZM213 174L215 175L214 178L210 175L211 178H213V181H212V180L210 181L212 185H211V187H210V185L208 186V188H209V187L212 188L211 191H210V188H209L210 194H211V192H216V188L220 185V184H218V186L216 187L217 184H216L215 182L218 181V178L221 179V178L225 175V174H224V175L222 176V175L218 174V172H215V173L213 172ZM0 175H1V174H0ZM13 175H14V174H13ZM25 175H26V174H25ZM102 175H103V174H102ZM127 175H128V174H127ZM148 175H150V174H148ZM148 175H147V173H146L147 179L149 180L150 178H148ZM190 175H191V174H190ZM208 175H209V174H208ZM114 176H115V175H114ZM120 176H121V175H120ZM128 176H129V175H128ZM142 176H143V175H142ZM144 176H145V175H144ZM151 176H152V175H151ZM171 176H172V175H171ZM201 176H203V178H202L203 180H204V178L206 177V176H204V175H200L199 178H201ZM210 176H209V177H210ZM24 177H25V176H24ZM48 177H49V176H48ZM57 177H58V176H57ZM124 177H125V176H124ZM129 177H130V176H129ZM139 177H141V176H139ZM149 177H150V176H149ZM152 177H153V176H152ZM166 177H168V176H166ZM173 177H174V176H173ZM175 177H176V176H175ZM180 177H182V179H181ZM180 177H179V178H180V183L183 182L182 185H185V184H186V185H189V187L192 186L193 181H191V180H193V179L190 180V179H189L190 177H188V176H186V175L183 176V174H182V176H180ZM196 177H197V176H196ZM35 178H36V177H35ZM96 178H97V177H96ZM104 178H105V177H104ZM118 178H119V177H118ZM131 178H132V177H131ZM137 178H138V177H137ZM191 178H193V176H192ZM197 178H198V177H197ZM211 178H210V179H211ZM26 179H27V177H26ZM115 179H116V178H115ZM165 179H166V178H165ZM165 179L162 178V181H163L164 183H166V182H168L169 180L174 179V178H170V179H166V180H165ZM202 179H201V180H200V179H197V180L199 181V184L202 183ZM210 179H209V180H210ZM1 180H2V179H1ZM1 180H0V181H1ZM56 180H57V179H56ZM56 180H54V181H56ZM80 180H81V179H80ZM102 180H103V179H102ZM104 180H105V179H104ZM110 180H111V179H110ZM136 180H138V179H136ZM145 180H146V177H145ZM194 180H195V178H194ZM46 181H47V180H46ZM54 181H53V182H54ZM59 181H60V180H59ZM59 181H58V182H59ZM62 181H63V180H62ZM99 181H100V180H98V182H99ZM107 181H109V180H107ZM114 181H115V180H114ZM116 181H117V180H116ZM132 181H133V180H132ZM139 181H140V180H139ZM143 181H144V179H143ZM175 181H176V180H175ZM198 181H197V184H198ZM219 181H220V180H219ZM49 182H50V181H49ZM56 182H57V181H56ZM58 182H57V183H58ZM81 182H82V181H81ZM122 182H123V181H122ZM153 182H154V181H153ZM163 182H162V183H163ZM178 182H179V181H178ZM194 182H195V181H194ZM221 182H222V180H221ZM234 182H235V181H234ZM0 183H1V182H0ZM102 183H103V182H102ZM102 183H101V184H102ZM106 183H107V182H106ZM115 183H116V182H115ZM126 183H127V182H126ZM138 183H139V182H138ZM138 183H136V184H138ZM146 183H148V181L145 182V184H146ZM149 183H151V182H149ZM168 183H169V182H168ZM174 183H175V182H174V180H173V184H174ZM204 183H205V181H204ZM217 183H218V182H217ZM229 183H231V182H229ZM2 184H3V183H2ZM19 184H20V183H19ZM53 184H54V183H53ZM53 184H52V185H53ZM99 184H100V182H99ZM101 184H100V185H101ZM109 184H111V183H109ZM136 184H135V185H136ZM160 184H161V183H160ZM170 184H171V183H170ZM194 184L196 185V183H193V185H194ZM202 184H203V183H202ZM202 184H201V185H202ZM206 184H207V182H206ZM249 184H250V183H249ZM255 184H256V183H255ZM26 185H27V184H26ZM26 185H25V186H26ZM60 185H61V184H60ZM63 185L65 186V184H63ZM84 185H85V184H84ZM87 185H88V184H87ZM113 185H114V184H113ZM127 185H128V184H127ZM140 185H141V184H140ZM143 185H144V184H143ZM143 185H141L142 188L145 186V185H144V186H143ZM146 185L148 186V184H146ZM163 185H164V184H163ZM171 185H172V184H171ZM179 185H180V184H179ZM195 185H194L193 187H194V188L197 187L196 189H198V187L200 186V185H199V186L197 185V186L195 187ZM207 185H208V184H207ZM250 185H251V184H250ZM258 185H259V184H258ZM13 186H14V185H13ZM48 186H49V185H48ZM57 186H59V184H58ZM88 186H89V185H88ZM94 186H95V184H94ZM104 186H106V185H104ZM110 186H111V185H110ZM110 186H109V187H110ZM120 186H121V185H120ZM173 186H174V185H173ZM247 186H248V184H247ZM21 187H22V186H21ZM23 187H24V185H23ZM76 187H77V186H76ZM98 187H99V186L97 185L96 188H98ZM107 187H108V184H107ZM109 187H108V188H109ZM123 187H124V186H123ZM161 187H163V186H161ZM169 187H171V186H169ZM183 187H184V186H183ZM193 187H191V188H193ZM202 187H203V185H202ZM202 187H200V188H202ZM259 187H260V186H259ZM263 187H264V186H263ZM263 187H262V189H264ZM104 188L107 189L106 187H104ZM113 188H114V186H113ZM115 188H116V187H115ZM185 188H187V187H185ZM204 188H205V187H204ZM244 188H245V187H244ZM244 188H242V189H244ZM48 189H49V188H48ZM51 189H52V188H51ZM150 189H151V188H150ZM217 189H218V188H217ZM256 189H257V191H255V192L253 193L254 195H255L257 192L260 191V189H258V187H257ZM57 190H58V189H57ZM118 190H119V189H118ZM136 190H137V189H136ZM182 190H183V189H182ZM198 190H199V189H198ZM200 190H202V189H200ZM207 190H208V189H207ZM233 190H234V189H233ZM258 190H259V191H258ZM51 191H52V190H51ZM103 191H104V190H103ZM133 191H134V190H133V187H132V194L135 193V191H134V193H133ZM137 191H138V190H137ZM137 191H136V192H137ZM177 191H178V190H177ZM219 191H220V190H219ZM219 191H218V192H219ZM230 191H232V190H230ZM26 192H27V191H26ZM49 192H50V191H49ZM57 192H58V191H57ZM82 192H83V191H82ZM139 192H140V191H139ZM167 192H169V189L167 190ZM170 192H171V190H170ZM170 192H169V193H170ZM180 192H182V191H180ZM180 192H179V193H180ZM186 192H187V191H186ZM202 192H203V191H201V193H202ZM218 192H217V194H218ZM246 192H247V191H246ZM260 192H261V191H260ZM34 193H35V192H34ZM53 193H54V192H53ZM67 193H68V192H67ZM95 193H96V192H95ZM114 193H115V192H114ZM121 193H123V192H121ZM128 193H130V191L127 192V195H128V196H131V195H132L131 193H130V195H129ZM142 193H143V192H142ZM147 193H148V192H147ZM169 193H168V195L171 197L170 194H171V193H175V192H171L170 194H169ZM261 193H263V192H261ZM42 194L45 195L44 192H43ZM83 194H84V193H83ZM118 194H119V193H118ZM123 194H125V193H123ZM140 194H141V192H140ZM176 194H177V193H176ZM189 194H190V193H189ZM207 194H208V193H207ZM219 194H220V192H219ZM243 194H244V193H243ZM243 194H242V192H241L240 190H238V191H232V193H230V192H225V193L220 194L219 196L217 195L218 197H215L216 199H213L211 196H210V198H209L207 195H203L204 197H203L202 199H201V197H200V199H201V200H200V203H201L200 205H202V208H204L206 205H208L206 208H209V209H210V207H212L211 205H213V208H212L211 210H214V211L212 212V213H213L212 215H214V218L212 217V215H211V213H210L211 210L208 211V212L210 213V215H209V213H208L207 211H206V212H207L208 214L204 211V213H205L204 216H205V217H206V216H208V217L210 216V220H211V218H213L212 220L218 222V223L220 224V226H221V225H222V226L224 225V226L227 227V226H229V225L232 224V228H235V222L232 220L233 217H232V218H229L230 215L228 216V215L226 214V213H228V211L226 212V210L229 208L230 205H232V207H234L235 210H238L239 207H240L241 205H243V204H241V203L239 202L240 198L243 197V199H244V196L246 197V195L243 196ZM253 194H252V195H253ZM80 195H82V193H81ZM80 195H79V196H80ZM98 195H99V194H98ZM119 195H120V194H119ZM145 195H146V194H145ZM166 195H167V194H166ZM173 195H174V194H173ZM178 195H179V194H178ZM195 195H197V194H195ZM200 195H201V194H200ZM252 195H251V196H252ZM52 196H53V195H52ZM115 196H116V195H115ZM115 196H114V197H115ZM133 196H134V195H133ZM135 196H136V193H135ZM189 196H190V195H189ZM189 196H188V197H189ZM49 197H50V196H49ZM54 197H55V196H54ZM54 197H53V198H54ZM74 197H75V196H74ZM89 197H90V196H89ZM94 197H95V196H94ZM119 197H120V196H119ZM121 197H122V196H121ZM131 197H132V196H131ZM140 197H141V196H140ZM170 197H169V199H170ZM175 197H177V196L174 195V198H175ZM178 197H179V196H178ZM192 197H193V195H192ZM252 197H253V196H252ZM254 197H255V196H254ZM37 198H38V197H37ZM80 198H81V197H80ZM80 198H79V199H80ZM116 198H117V197H116ZM133 198H134V197H133ZM136 198H138V197H136ZM141 198H142V197H141ZM158 198H159V197H158ZM171 198H173V197H171ZM185 198H186V197H185ZM211 198H212V200L210 201ZM41 199H42V198H41ZM56 199H58V198H56ZM70 199L73 200L72 197H70ZM70 199H69V200H70ZM95 199H96V198H95ZM118 199H119V198H118ZM124 199H125V198H124ZM130 199H131V198H130ZM130 199H128V200H130ZM182 199H183V198H182ZM194 199H195V198H194ZM28 200H29V199H28ZM30 200H31V199H30ZM37 200H38V199H37ZM44 200H46V199H44ZM53 200H54V199H53ZM61 200H63V199H61ZM87 200H88V199H87ZM93 200H94V199H93ZM93 200H92V201H93ZM114 200H115V199H114ZM121 200H122V199H121ZM137 200H138V199H137ZM175 200H176V199H175ZM183 200H184V199H183ZM192 200H193V199H192ZM244 200H245V199H244ZM39 201H40V200H39ZM42 201H43V200H42ZM48 201H49V200H48ZM48 201H47V202H48ZM82 201H84V200H82ZM90 201H91V200H90ZM92 201H91V202H92ZM96 201H97V200H96ZM96 201H93L94 204H95L96 206L102 208L103 210H106V209H107L108 207H110V205H111V204H110L109 206L106 205V203H105L106 201H105V202H103V201H102V202H101V201H97V202H96ZM108 201H109V200H108ZM117 201H118V200H117ZM123 201H124V200H123ZM126 201H127V200H126ZM132 201H133V200H132ZM178 201H179V200H178ZM217 201H218V202H217ZM246 201H247V200H246ZM40 202H41V201H40ZM58 202H59V201H57L56 203H58ZM78 202H80V201H78ZM93 202H92V203H93ZM119 202H120V201H119ZM137 202H138V201H137ZM145 202H146V201H145ZM185 202H186V201H185ZM216 202H217V204H219V205L222 204L223 207H224V204L226 203V208L224 207V212L221 211V209H223V208H220V209H219V208H216V205H217V204H215ZM51 203H52V202H51ZM51 203H49V205H51ZM64 203H65V202H64ZM66 203H67V202H66ZM70 203H71V202H70ZM70 203H69V204H70ZM115 203H116V202H115ZM115 203H114V205H115ZM126 203H127V202H126ZM186 203H187V202H186ZM186 203H184V204H186ZM238 203H240V205H239ZM242 203H244V202H242ZM250 203H251V202H250ZM52 204H53V203H52ZM94 204H93V205H94ZM120 204H121V203H120ZM184 204H183V205H184ZM187 204H189V203H187ZM191 204H192V203H191ZM60 205H61V204H60ZM84 205H87V204H84ZM84 205H83V206H84ZM89 205H90V204H89ZM95 205H94V206H95ZM195 205H196V204H195ZM195 205H194V206H195ZM214 205H215V207H214ZM219 205H218V207L221 206V205H220V206H219ZM244 205H245V203H244ZM244 205H243V207H244ZM246 205H248V204H246ZM55 206H57V205H55ZM96 206H95V207H96ZM115 206H116V205H115ZM120 206H121V205H120ZM192 206H193V205H192ZM222 206H221V207H222ZM235 206H237V207H235ZM248 206H249V205H248ZM248 206H247V207H248ZM257 206H259V205H257ZM72 207H73V206H72ZM79 207H80V206H79ZM84 207H85V206H84ZM197 207H199V206H197ZM247 207H246V208H247ZM251 207H252V208H251L250 210H249V209L246 210V208H244V209H245V212H244V213H245L246 216L250 215L251 218H252V217H253V218H254V217L256 218V216L258 215V212H259L260 208L258 209V208H256V206H251ZM253 207H255V208H253ZM262 207H263V206H262ZM48 208H49V207H48ZM50 208H51V207H50ZM55 208H56V207H55ZM57 208H58V206H57ZM59 208H60V206H59ZM68 208H69V207H68ZM74 208H75V207H73V209H74ZM91 208H92V206H90V209H91ZM100 208H99V210H100ZM113 208H114V207H113ZM168 208H169V207H168ZM168 208H167V210H168ZM190 208H192V207H190ZM200 208H201V206H200ZM206 208H205V209H206ZM240 208H241V207H240ZM73 209H72V210H73ZM77 209H78V208L76 207V210H77ZM83 209H84V208H83ZM86 209H87V208H86ZM90 209H89V210H90ZM118 209H119V208H118ZM154 209H155V208H154ZM154 209H153V210H154ZM234 209H233V213H234ZM244 209L242 208V210H244ZM54 210H55V209H54ZM61 210H62V209H61ZM74 210H75V209H74ZM91 210H92V209H91ZM113 210H114V209H113ZM116 210H117V209H116ZM122 210H123V209H122ZM135 210H136V209H135ZM167 210H166V211H167ZM169 210H170V209H169ZM190 210H191V209H190ZM197 210L200 211V209H197ZM228 210H229V209H228ZM239 210H240V209H239ZM239 210H238V211H239ZM77 211H78V210H77ZM95 211L97 212V210H95ZM106 211H109V210H106ZM111 211H112V210H111ZM131 211H132V210H131ZM154 211H155V213H156L157 210H154ZM199 211H197V212H199ZM229 211H230V210H229ZM231 211H232V210H231ZM58 212H59V211H58ZM73 212L77 213L76 211H73ZM92 212H94V211H92ZM92 212H91V213H92ZM157 212H159V211H157ZM201 212H203V211L201 210ZM225 212H226V213H225ZM262 212H263V210H262ZM60 213H61V212H60ZM64 213H65V212H64ZM85 213H86V212H85ZM89 213H90V211H89ZM91 213H90V214H91ZM106 213H107V212H106ZM108 213H109V212H108ZM155 213H153V214H151V215L154 216ZM179 213H180V211H179ZM231 213H232V212H231ZM231 213H230V214H231ZM233 213H232V214H233ZM263 213H264V212H263ZM62 214H63V213H62ZM98 214H101V213H98ZM98 214H97V215H98ZM119 214H120V213H119ZM170 214H171V213H170ZM170 214H168V213L166 214V215H167V218L169 217L168 215H170ZM197 214H198V213H197ZM32 215H33V214H31V216H32ZM47 215H48V214H47ZM69 215H70V213H69ZM72 215H73V214H72ZM75 215H76V214H75ZM97 215H96V217H97ZM101 215H102V217H103V214H101ZM101 215H99V216H101ZM105 215H106V214H105ZM110 215H111V214H110ZM131 215H132V214H131ZM134 215H135V214H134ZM162 215H163V214H162ZM166 215H164V217H161V215H160V213H159V216L161 217V220H162V218H165V219H166V217H165ZM171 215H172V214H171ZM242 215H244V214H242ZM28 216H29V215H28ZM59 216H61V215H59ZM91 216H92V215H91ZM156 216H157V215H156ZM202 216H203V213H202ZM231 216H232V215H231ZM239 216H240V215H239ZM262 216H263V215H262ZM94 217H95V216H94ZM94 217H93V218H94ZM110 217H111V216H110ZM151 217H152V216H151ZM154 217H155V216H154ZM174 217H175V215H174ZM174 217H173V218H174ZM235 217H236V216H235ZM237 217H238V216H237ZM29 218H30V217H29ZM89 218H90V217H89ZM97 218H99V217H97ZM136 218H137V217H136ZM143 218H144V217H143ZM143 218H142V220H143ZM175 218H176V217H175ZM202 218H203V217H202ZM248 218H250V217H248ZM251 218H250V219H251ZM68 219H69V218H68ZM80 219H82V218H80ZM86 219H88V217H87ZM94 219H95V218H94ZM132 219H133V218H132ZM139 219H140V218H139ZM144 219H145V218H144ZM147 219H151V218L149 217V218H147ZM147 219H145L146 224H147V221L149 222V224H151L150 221H151L152 223L155 222V221H158V219L155 220L153 217H152V219H154L155 221H153V220H147ZM204 219H205V218H204ZM234 219H235V218H234ZM246 219H247V218H246ZM261 219H262V218H261ZM74 220H75V219H74ZM100 220H101V218H100ZM171 220H172V219H170L169 221H171ZM181 220H182V219H181ZM236 220H237V219H236ZM236 220H235V221H236ZM247 220H248V219H247ZM247 220H246V221H247ZM259 220H260V219H259ZM259 220H258V221H259ZM85 221H86V220H85ZM102 221H103V220H102ZM108 221H109V220H108ZM139 221H140V220H139ZM139 221H138V222H139ZM167 221H168V220H167ZM167 221H166V222H167ZM178 221H179V220H178ZM201 221H202V220H201ZM205 221H206V220H204V222H205ZM244 221H245V220H244ZM258 221L256 220V222H258ZM61 222H62V220H61ZM162 222H163V221H162ZM162 222H161V224H158V225L161 226V225H162ZM204 222L202 221V222H201V225H202V223H203V225L206 224L208 221H207L206 223H204ZM252 222H253V221H252ZM92 223H93V222H92ZM122 223H123V222H122ZM125 223H126V222H125ZM135 223H136V222H135ZM135 223H134V224H135ZM139 223H140V222H139ZM141 223H142V222H141ZM143 223H144V222H143ZM155 223H156V222H155ZM157 223H158V222H157ZM157 223H156V224H157ZM177 223H179V222H177ZM180 223H181V221H180ZM182 223H183V222H182ZM188 223H190V222H187V223H185V224H187V226H188ZM250 223H251V222H250ZM250 223H249V224H250ZM74 224H75V223H74ZM99 224H100V222H99ZM104 224H105V223H104ZM119 224H120V223H119ZM131 224H132V223H131ZM134 224H133V225H134ZM146 224H144V225H146ZM153 224H154V223H153ZM164 224L166 225L165 222H164ZM167 224H168V223H167ZM169 224H170V222H169ZM169 224H168V225H169ZM198 224H199V223H198ZM257 224H258V223H257ZM94 225H95V223H94ZM121 225H122V224H121ZM127 225H128V224H127ZM129 225H130V224H129ZM135 225H136V224H135ZM165 225H163V226H164L166 229H168ZM168 225H167V226H168ZM171 225H172V224H171ZM190 225H191V223H190ZM203 225H202V226H203ZM214 225H215V224H214ZM253 225H254V224H253ZM262 225H264V224H262ZM78 226H79V225H78ZM95 226H96V225H95ZM124 226H125V225H124ZM150 226H151V225H150ZM181 226L183 227V225H181ZM181 226H180V227H181ZM184 226H185V225H184ZM196 226H198V225H196ZM215 226H216V225H215ZM224 226H223V227H224ZM246 226H247V225H246ZM248 226H249V225H248ZM260 226H261V225H260ZM120 227H121V226H120ZM126 227H127V226H126ZM129 227H130V226H129ZM136 227H137V226H136ZM171 227H172V226H171ZM171 227H169V228H171ZM189 227H190V226H189ZM189 227H187V228H189ZM211 227H212V226H211ZM217 227H218V225H217ZM263 227H264V226H263ZM76 228H78V227H76ZM122 228H123V227H122ZM162 228H163V227L161 226V229H162ZM190 228H191V227H190ZM196 228L199 229V232H201V231L204 232V230H205V228H202V230H200L201 226H200V228H199V227H195L194 230H196ZM209 228H210V225H209ZM218 228H219V227H218ZM229 228H230V227H227V229H229ZM232 228H231V229H232ZM117 229H118V227H117ZM129 229L131 230V228H129ZM136 229H137V228H136ZM139 229H140V228H139ZM158 229H159V228H158ZM184 229H185V227H184ZM191 229H192V231H193V228H191ZM191 229H190V230L188 229V230L190 231V234H191ZM198 229H197V230H198ZM203 229H204V230H203ZM258 229H259V228H258ZM261 229H262V228H261ZM261 229H259V230L261 231ZM74 230H75V229H74ZM77 230H79V229H77ZM89 230H90V229H89ZM94 230H95V227H94ZM122 230H123V229H122ZM124 230H125V229H124ZM162 230H163V229H162ZM162 230H161V231H162ZM164 230H165V229H164ZM171 230H172V229H171ZM179 230H180V229H179ZM185 230H186V229H185ZM188 230H186L187 235H188ZM197 230H196V231H197ZM209 230H210V229H209ZM243 230H244V229H243ZM118 231H119V230H118ZM132 231H133V230H132ZM158 231H160V230H158ZM166 231H167V230H166ZM176 231H177V230H176ZM176 231L173 230V232H176ZM180 231H181V230H180ZM180 231H177L178 234H179ZM182 231H184V230H182ZM210 231H213V230H210ZM226 231H227V230H226ZM229 231H230V229H229ZM231 231H232V230H231ZM83 232H84V231H83ZM85 232H86V230H85ZM97 232H98V231H97ZM124 232H125V231H124ZM194 232H195V231H194ZM208 232H209V231H208ZM215 232H216V231H214V233H215ZM233 232H234V231H233ZM238 232H239V231H238ZM246 232H247V233H251V232H252V234H253V232H256V230H255V229L253 230V228H252V230H249V231H246ZM246 232H245V233H246ZM257 232H258V230H257ZM261 232H263V231H261ZM100 233H101V231H100ZM159 233H160V232H159ZM161 233H162V232H161ZM168 233H170L169 230H168L167 234H168ZM181 233H182V232H181ZM201 233H202V232H201ZM201 233H200V235H201ZM209 233H210V232H209ZM214 233H213V232L211 233V234L213 235V237L215 236ZM228 233H231V232H228ZM242 233H243V232H242ZM96 234H97V233H96ZM119 234H120V233H119ZM138 234H140V233H138ZM170 234H171V233H170ZM178 234H177V235H178ZM195 234H196V232L194 233V235H195ZM259 234H260V233H259ZM175 235H176V234H175ZM191 235H192V234H191ZM194 235H192L191 237H193ZM228 235H229V234H228ZM241 235H242V234H241ZM247 235H248V234H247ZM254 235H256V234H254ZM78 236H79V235H78ZM78 236H77V237H78ZM113 236H114V235H113ZM140 236H141V235H140ZM189 236H190V235H188V237H189ZM208 236L211 237L210 234H209ZM237 236H238V234H237ZM81 237H82V236H81ZM108 237H109V236H108ZM110 237H111V236H110ZM128 237H129V235H128ZM234 237H235V236H234ZM245 237H246V236H245ZM248 237H249V236H248ZM257 237H258V236H257ZM112 238H113V237H112ZM134 238H135V237H134ZM219 238H221V237H219ZM242 238H243V237H242ZM246 238H247V237H246ZM63 239H64V238H63ZM83 239H84V238H83ZM107 239H108V238H107ZM114 239H115V237H114ZM122 239H123V238H122ZM137 239H139V238H137ZM151 239H153V238H151ZM154 239H155V238H154ZM154 239H153V240H154ZM174 239H175V236H174ZM188 239H190V237H189ZM191 239H192V238H191ZM209 239H210V238H209ZM248 239H249V238H248ZM80 240H81V239H80ZM120 240H121V239H120ZM141 240H142V239H141ZM148 240H149V239H148ZM155 240H156V239H155ZM184 240H185V239H184ZM251 240H252V239H251ZM92 241H93V240H92ZM98 241H99V240H98ZM103 241H104V240H103ZM204 241H205V240H204ZM217 241H218V240H217ZM68 242H69V241H68ZM130 242H132V241H130ZM178 242H179V241H178ZM245 242H246V241H245ZM247 242H249V240H248ZM86 243H87V242H86ZM152 243H153V242H152ZM106 244H108V243H106ZM113 244H114V243H113ZM156 244H157V243H156ZM184 244H185V242H184ZM131 245H132V244H131ZM149 245H150V244H149ZM81 246H82V245H81ZM104 246H105V245H104ZM177 246H178V245H177ZM69 247H70V246H69ZM112 247H113V246H112ZM138 247H139V246H138ZM140 247H141V246H140ZM115 248H116V247H115ZM129 248H130V247H129ZM157 248H158V247H157ZM157 248H156V249H157ZM116 249H117V248H116ZM116 249H115V250H116ZM118 249H119V248H118ZM125 249H126V248H125ZM156 249H155V250H156ZM158 249H159V248H158ZM119 250H120V249H119ZM133 251H134V250H133ZM200 251H201V250H200ZM201 252H202V251H201ZM116 253H117V252H116ZM124 253H125V252H124ZM128 253H129V252H128ZM130 253H132V252H130ZM155 253H156V252H155ZM202 253H203V252H202ZM202 253H200V254H202ZM99 254H100V253H99ZM99 254H97V255H99ZM101 254H102V253H101ZM138 254H139V253H138ZM161 254H162V253H161ZM229 255H230V254H229ZM157 256H158V255H157ZM100 257H101V256H100ZM107 257H108V256H107ZM136 257H137V256H136ZM229 257H230V256H229ZM105 258H106V257H105ZM109 258H111V257L109 256ZM109 258H107L106 262H108V264H112V263H109L110 260H111V259H110V260L108 261ZM140 258H141V257H140ZM158 258H159V257H158ZM160 258H162V256H161ZM153 259H154V258H153ZM196 259H197V258H196ZM225 259H226V258H225ZM228 259H229V258H228ZM115 260H116V259H115ZM223 260H224V259H223ZM159 261H160V260H159ZM162 261H164V259H162ZM221 261H222V260H221ZM51 262H52V261H51ZM106 262H105V263H106ZM156 262H158V261H156ZM223 262H224V261H223ZM141 263H142V262H141ZM115 264H116V263H115ZM175 264H176V262H175ZM209 264H210V263H209ZM216 264H217V263H216ZM221 264H222V263H221Z\"/></svg>","mask_w":264,"mask_h":264}]
</instances>
